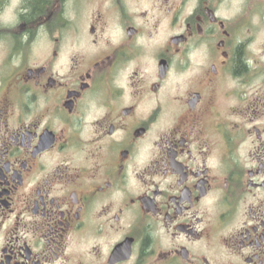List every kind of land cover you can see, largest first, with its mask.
Here are the masks:
<instances>
[{
    "label": "flooded vegetation",
    "instance_id": "af4514ba",
    "mask_svg": "<svg viewBox=\"0 0 264 264\" xmlns=\"http://www.w3.org/2000/svg\"><path fill=\"white\" fill-rule=\"evenodd\" d=\"M0 264H264V0H0Z\"/></svg>",
    "mask_w": 264,
    "mask_h": 264
}]
</instances>
